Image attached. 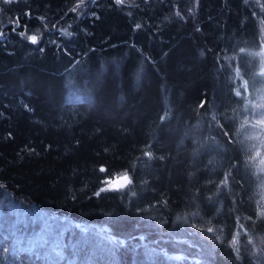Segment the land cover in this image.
I'll list each match as a JSON object with an SVG mask.
<instances>
[{
  "label": "trees",
  "instance_id": "1",
  "mask_svg": "<svg viewBox=\"0 0 264 264\" xmlns=\"http://www.w3.org/2000/svg\"><path fill=\"white\" fill-rule=\"evenodd\" d=\"M78 3L0 0V264H264V0Z\"/></svg>",
  "mask_w": 264,
  "mask_h": 264
},
{
  "label": "rangeland",
  "instance_id": "2",
  "mask_svg": "<svg viewBox=\"0 0 264 264\" xmlns=\"http://www.w3.org/2000/svg\"><path fill=\"white\" fill-rule=\"evenodd\" d=\"M2 29L3 27L0 26V37L3 35ZM261 42L259 50L252 53V56L256 58L254 61L256 71L253 73V79L251 78L250 84L240 81L237 93L243 98L242 109L244 112H242L239 127L242 130L241 140L245 144V150L250 154L251 163L257 173L259 214L264 216V37ZM125 175L106 179V181H111V186L109 187L104 182L101 188H108V190L123 188L130 183L127 175L125 181ZM258 245L260 247H256V250L263 254V242L261 241Z\"/></svg>",
  "mask_w": 264,
  "mask_h": 264
},
{
  "label": "snow or ice",
  "instance_id": "3",
  "mask_svg": "<svg viewBox=\"0 0 264 264\" xmlns=\"http://www.w3.org/2000/svg\"><path fill=\"white\" fill-rule=\"evenodd\" d=\"M3 2L4 3H11L12 0H3ZM93 2H95V0H93ZM115 3L117 5L123 4L124 3V0H115ZM83 4H84V0H79V3L76 5L75 8L71 9V11H76V9L79 8ZM176 15L177 16H180V13L177 12ZM17 27H19V23L18 22H17ZM136 27L139 28L140 25H137ZM19 35L21 37H24L25 36V33L24 32H20ZM69 35H70V33H69ZM27 39L29 40V42H31L33 44H36L37 43V37L35 35L28 36ZM237 94H239V93H237ZM225 134L227 135V133H225ZM146 155H150V153H146ZM100 171L101 172H105L107 170L105 168L101 167L100 168ZM124 179H125V181L127 180V176L126 175L124 176ZM105 184L106 185H109V187H110L111 186V181H105ZM106 190H108V188H101L100 191L96 193V195H100V192H103V191H106ZM208 231L211 232L212 229L209 228ZM233 243H235V240L233 241Z\"/></svg>",
  "mask_w": 264,
  "mask_h": 264
}]
</instances>
